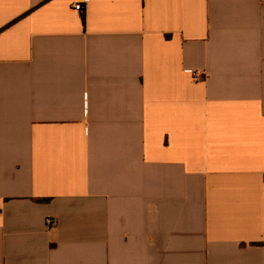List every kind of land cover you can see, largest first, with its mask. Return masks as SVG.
Returning a JSON list of instances; mask_svg holds the SVG:
<instances>
[{"label": "crops", "instance_id": "obj_1", "mask_svg": "<svg viewBox=\"0 0 264 264\" xmlns=\"http://www.w3.org/2000/svg\"><path fill=\"white\" fill-rule=\"evenodd\" d=\"M78 2L0 0V264H264V0Z\"/></svg>", "mask_w": 264, "mask_h": 264}, {"label": "built area", "instance_id": "obj_2", "mask_svg": "<svg viewBox=\"0 0 264 264\" xmlns=\"http://www.w3.org/2000/svg\"><path fill=\"white\" fill-rule=\"evenodd\" d=\"M88 0H82V2H78L75 4L74 8L77 11H83L84 9V4L87 3ZM195 77L197 76L196 73L193 74ZM47 224L50 225L51 224V219H47Z\"/></svg>", "mask_w": 264, "mask_h": 264}]
</instances>
